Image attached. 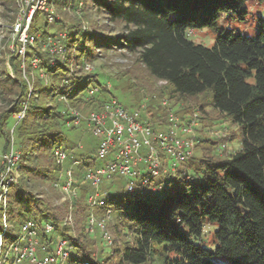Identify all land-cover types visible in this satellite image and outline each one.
<instances>
[{"label":"trees","instance_id":"trees-1","mask_svg":"<svg viewBox=\"0 0 264 264\" xmlns=\"http://www.w3.org/2000/svg\"><path fill=\"white\" fill-rule=\"evenodd\" d=\"M246 1L83 0L80 9L83 16L85 11L94 9L104 13L108 20L119 23L122 30L118 34H106L99 32L95 22H89V29L71 25L67 28L66 58H55L52 64L42 42L59 29L49 34L46 27L50 22L46 16L43 27L36 22L39 12L33 16L29 34L34 36L36 46L33 43L29 45L24 62L37 55L44 73H49L52 78L63 76L61 80L67 78L69 82L56 85L55 82L54 85L44 83L41 70L27 65L29 75L35 73L34 84L39 85V93L55 100V104L46 106L31 102L20 121L16 131L17 146L21 148L25 141L30 140V148L47 155L44 165H23L25 172L39 173L41 178L51 183L55 180L59 167L53 160L52 148L65 140L61 126L67 118L59 111V104L64 105V102L59 100L56 90L66 93L68 103L86 113L99 108L103 101L113 96L104 97L110 91L104 89L105 84L97 78V73L76 71L67 74L70 56L78 64L79 59L88 58L94 48H125L155 80H164V87L169 85L168 93H165L169 98L175 96L176 101H182L208 94L211 107L239 128L240 147L234 153L225 158H215L216 142L210 138L212 156L206 154L198 159L194 156L188 163L182 164L180 169H185L186 174L178 173L174 179H168L171 187L162 195L154 196L146 191L145 195L132 194L125 202H118L113 208L109 229L114 237L111 249L119 255L120 263L148 264L157 254L158 258L152 264H219L216 258H222L229 264H264V17L258 16L256 35L221 30L211 47L195 43L187 35L189 29L215 27L221 12L233 11L243 18ZM8 4L5 6L16 12ZM14 18L15 15L11 21ZM73 48L74 51L71 50ZM10 59L14 72L19 75L16 74V79L8 76L6 82L0 83L13 97L10 107L0 113L2 150L8 145L6 126L10 116L18 110L27 94V83L15 64L20 57L12 55ZM84 61L81 59V64ZM201 105L199 109H203ZM195 108L179 107L190 112ZM39 119L42 121L38 122ZM73 149L70 147L67 151L74 158L84 160L81 166L75 168L80 184L79 200L74 205L75 219L81 203L84 204V211L87 208L89 184L82 177L87 155L83 152L77 154ZM40 154H35V157ZM11 190L8 218L15 222L24 217L25 211L33 212L31 219L39 225L44 221L54 225L49 234L40 230L42 241L49 244L57 235H62L73 245L68 264H104L105 260L101 261L92 243L85 244L87 238H84L90 234L86 226L84 233L80 228L78 236L61 226L65 204L56 210L41 202L21 184ZM114 201V196H111L105 198L104 204L111 205ZM95 211L103 213L99 207ZM206 223L217 224L215 243L211 248L200 241ZM14 238L11 230L5 232L6 243ZM99 239L104 243L100 236Z\"/></svg>","mask_w":264,"mask_h":264},{"label":"built area","instance_id":"built-area-1","mask_svg":"<svg viewBox=\"0 0 264 264\" xmlns=\"http://www.w3.org/2000/svg\"><path fill=\"white\" fill-rule=\"evenodd\" d=\"M19 11L15 22L12 25V33L16 36L10 45L11 54L22 58V69L24 71V58L29 45L34 42V36L29 34L31 21L36 12H43L49 22L54 21L55 9L53 0H18ZM41 36L40 33L37 34ZM42 47L50 54V64L55 58L64 60L67 52V32L59 31L48 35L42 42ZM74 49V48H73ZM31 67L39 68L43 76V68L40 67V58L33 55L29 58ZM68 75L75 73L73 68L75 62L70 61ZM79 67V66H78ZM91 66L84 62L80 68L89 71ZM79 70V71H80ZM78 73V71H77ZM160 81V80H159ZM64 78L61 83H68ZM160 82L165 83L164 80ZM31 94V88L28 89ZM58 98L68 104L67 94L56 90ZM92 94V90L89 91ZM160 105L166 110L164 120L151 119L149 111L144 114L139 109L128 111L125 106L116 98L109 97L103 101L99 108L91 109L85 114L77 109L67 107L62 113L66 114V125L78 126L83 121L87 130L98 139L96 156L105 158L109 150H115V157L108 159L105 166L92 169H85L82 173L83 179L89 184V191L86 196L88 214L86 229L89 233L99 231V236L107 244H114V237L109 229L112 219L113 207L104 204V196L99 191V183L102 176L119 175L126 180L125 189L135 196L145 195V187L156 176H166L162 179L163 188L167 186L168 179H173L176 174L185 175V169L181 165L192 158L194 150L203 139L200 132L207 131L211 139L214 138L217 150H225V144L220 140L225 138L223 129L204 127L200 121V110L195 108L182 115L176 113L167 99L160 100ZM140 109H146L145 105ZM24 115V111L21 116ZM81 147V146H80ZM13 143L1 153L2 166L0 168V211L6 219L8 217L9 193L8 188L14 185L18 179L14 176L15 170H20L18 164L19 156L13 152ZM165 154L164 161L161 160ZM52 157L59 169L55 174L52 185L57 191L59 201L65 204L66 213L61 219V226L67 228L70 233L75 230L74 209L75 203L80 194V184L75 176V168L82 165L84 160L74 156L60 145L52 148ZM69 160L64 167L66 160ZM139 181L136 183L135 178ZM159 189L158 187L155 189ZM3 204V205H2ZM102 208L103 213L99 216L95 208ZM11 219L8 218V222ZM8 227V228H7ZM14 225L7 226L0 232V264H6L8 253L13 251V257L9 264H20L24 259L26 264H63L71 256L73 245L66 236L57 235L49 244L40 239V230L46 234L54 230V225L44 221L39 225L31 218L25 219L13 232L15 238L9 243L5 242V232L12 230ZM4 241H3V240ZM54 243V247L51 244ZM87 264V262H83Z\"/></svg>","mask_w":264,"mask_h":264},{"label":"rangeland","instance_id":"rangeland-1","mask_svg":"<svg viewBox=\"0 0 264 264\" xmlns=\"http://www.w3.org/2000/svg\"><path fill=\"white\" fill-rule=\"evenodd\" d=\"M56 1L57 2L53 0L55 9L54 21H51L50 24H48V26L46 27L49 34L56 32V30L58 29V32L62 30H65L67 32V28L71 25H80L81 29H89V22H95V24L97 23L99 32H105L106 34H118L122 30L119 23L108 20L104 13L95 12L94 9L90 10V12L85 11L83 16V12L80 11V9L83 7V0H81V2H77V0ZM10 2H12L13 5ZM6 3H9L8 6L11 9H16V12L7 8L5 6ZM19 8L20 6L18 0H0V83L6 82L8 76L12 79H16L17 75H19V73L17 74L14 72L13 64L11 63L10 59L11 56L14 55L11 54L10 45L14 42V38L16 37L12 33V25L17 19ZM245 8L246 14L243 16V18L233 11L221 12L218 16L215 27L189 29L187 32L188 38L195 43L211 47L221 30H234L235 32H240L241 34L247 36L256 35V33L258 32V16L262 18L264 17V2H258L257 0H247L245 2ZM14 15L15 18L13 19V21H11V18ZM45 21V14L43 12H39L36 18L37 25L43 27ZM61 27H63V29H61ZM33 46L36 45L33 43ZM71 50L74 51V49ZM92 50L93 51L88 58H80V63H78L77 66L73 64L74 70L78 71V73H97V78L101 81V83L105 84L104 89L107 91L109 90L111 93L105 94L104 97L108 98L110 95L115 96L128 111L139 109L141 113L144 114L147 110L151 115V119L164 120L167 112L161 107L160 100L167 99L172 109L179 115L188 112L185 109H179L180 106L183 108L196 107L197 109H199L200 105L202 104L201 106L203 109H199L200 121L204 127H210L213 129L221 128L225 131V138L220 140L221 143L225 144V150H216L217 153H213V143L209 142V133L202 130L200 134L203 141L195 148L192 158H194L195 156V159H198L206 154L207 156H212V153L216 154L215 158H225L229 154L237 151V149L240 147L241 135L239 132V128L237 127V125L233 124L225 115L218 113L211 107V105L208 103V94L200 95L191 100L176 101L177 99L175 98V96L169 98L165 94L168 93L167 89L169 88V85H167L168 88L164 87L165 83L155 80L145 69L144 65L137 62L134 55L125 48L114 47L109 49L103 48L100 50L94 48ZM71 57L72 56H70L69 61L73 59ZM81 59H85L84 62H87L91 66L89 71H85L83 69L80 70L82 66ZM21 62L22 58H20V61L17 60L15 64L17 65V68L21 70V72L19 71L21 78L27 83V94L25 95L24 102L20 105L18 110L12 112L9 123L6 126V132L8 131L9 134H6V137L9 138L6 148L10 147L11 143H13V152L19 156L18 164H20L21 167H19L20 170L14 171V176L16 177V179H18V182L15 185L21 184L33 195L39 197V199H41V202H44V204H49L52 208L56 209L63 203L59 201L58 193L53 188L52 183L48 179L41 178V175L39 173L30 174L25 172V169H23V165H28L31 167H35V165L37 164L44 165L47 161L46 153L40 152V154L39 152H37L38 150L30 148V140H27V142L25 141V143H23L22 147L20 148L19 145L17 146L18 140L16 137L18 126L20 124V121L24 117V115L21 116V113L24 111L25 114V111L31 102L36 101L37 104L42 103L46 106H53V104H55V100H50V98L45 96L43 93H39V90L37 88L39 87V85H37V83L34 84L35 73L29 75V72L27 71V65H30V62H24V71L22 69L23 67L21 65ZM70 63L68 64L69 66ZM43 74L44 75L42 76V80L44 81V83L48 84H53V82H55V85L59 84L61 83V77H63L61 76L60 79L59 77L52 78V76L47 72H43ZM54 74H56V72H54ZM55 79L57 81H55ZM29 88H31V94L28 92ZM102 94L103 92L101 93V96ZM12 98L13 97L7 94L6 90L0 86V113L10 107ZM63 104L64 105L59 104V111L61 112H63L65 108L67 109V107H70L79 110L81 114L86 113V111L73 106L70 103ZM142 105H145L146 109H140L142 108ZM33 119V116H31V120ZM41 121L42 120L39 119L38 122ZM61 131L65 140H62L60 146H62L66 150H68V148L70 147H73V150L77 154H80L82 152L86 153L85 155H87V159L85 160V169L94 170L96 168L103 167L105 166L108 159H113L115 157V150H109L105 158L96 156L98 139L87 130V125L84 121L80 125L74 127L72 125L68 126L65 123L61 126ZM205 139L207 140L205 141ZM211 141L216 142L214 138ZM75 145L77 146L75 147ZM3 150L0 147V168L2 166L1 153ZM37 153L40 154L38 158L35 157V154ZM164 157L165 154H162V161H164ZM189 161L190 159L184 164L188 163ZM68 163L69 160L67 159L64 163V167L67 166ZM161 179V175L154 177L151 182L145 187V190L149 191L150 194H155L154 196L162 195L164 190H169L171 186H169V184L167 183V186L164 189L163 183H160ZM138 181L139 178L136 177L135 182L137 183ZM125 184L126 180L124 179V177L119 175L101 177V181L99 183V191L103 196H105V198L114 196L115 201L113 204H111L114 209L116 208L118 202L122 200L125 202L127 198L132 195V193L128 192L125 189ZM13 185L14 183L9 186L8 193L12 191L11 189L15 186ZM157 187L159 189L155 190ZM1 211L0 232L1 229L4 228L6 222L7 226L11 224L14 225L11 231L18 232L19 225L25 219L33 217L31 214L33 212L25 211L24 217H21L18 221L14 222V220H10L8 222V217H6L5 219L2 216ZM78 211V216L77 214L75 216V230L73 233H71L75 236H78L81 227L83 228L84 233V226L87 225L88 208H85L84 211V204L81 203L80 209ZM65 213L66 210L64 209L62 215L64 216ZM101 215L102 214H99V216ZM216 228V223H206L203 227V235L200 241L206 244L208 248H211L215 243L214 231ZM86 238L87 241H85V244L90 245L92 243L91 246H93V249L98 253V256L100 255L99 258H101V261L105 260L104 264H124L120 263L119 255L112 252V246H107L105 245V242H100L98 230H95L93 233L87 234L84 240H86ZM122 238L125 239L123 236ZM88 240H90V242H88ZM51 247H54V243L51 244ZM8 256L9 258L6 264H9L10 260L12 259L13 251H10L8 253ZM108 256L110 258H108ZM157 258V254H154L152 260L149 261L148 264L156 262ZM215 261L219 264H229L222 258H216ZM20 264H26V260L24 259ZM63 264H68V261H65Z\"/></svg>","mask_w":264,"mask_h":264}]
</instances>
